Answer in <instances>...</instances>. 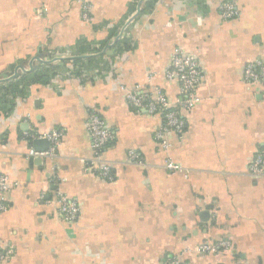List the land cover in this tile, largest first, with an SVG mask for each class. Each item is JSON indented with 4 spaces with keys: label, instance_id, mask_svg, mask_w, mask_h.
Listing matches in <instances>:
<instances>
[{
    "label": "crops",
    "instance_id": "obj_1",
    "mask_svg": "<svg viewBox=\"0 0 264 264\" xmlns=\"http://www.w3.org/2000/svg\"><path fill=\"white\" fill-rule=\"evenodd\" d=\"M224 1L91 0L85 20L78 0H0V172L11 180L0 209L11 255L0 264H264V175L250 173L264 149V79L245 78L264 62V0H234L231 19ZM177 47L203 72L199 100L182 110V134L157 140L162 116L136 111L127 93L180 99L165 76ZM57 50L68 57L40 61ZM31 61V83L4 79ZM91 112L114 135L103 155L112 180L84 168ZM56 130L54 155L30 154ZM169 158L184 170L166 169ZM62 194L80 206L73 222L59 213ZM226 240V251H200Z\"/></svg>",
    "mask_w": 264,
    "mask_h": 264
},
{
    "label": "built area",
    "instance_id": "obj_2",
    "mask_svg": "<svg viewBox=\"0 0 264 264\" xmlns=\"http://www.w3.org/2000/svg\"><path fill=\"white\" fill-rule=\"evenodd\" d=\"M83 9V17L85 20L90 18L92 9L91 0H78ZM221 14L225 19H231L238 15V9L235 6L234 0H226L221 5ZM127 25L120 31V38L124 37ZM65 57V52L57 50L49 57H41L42 62H53L62 60ZM33 61L28 64H19L14 74L4 78L14 79L15 74H27L30 71ZM165 76L169 79H177L181 86V98L175 102L169 101L164 91L156 87L154 91L145 93L139 88L129 90L127 100L129 105L136 111L146 110L149 113L162 116L163 122L156 133L157 140H163L166 132L174 130L178 134H182L186 126V121L181 116L182 110H189L195 106L199 100L196 97L194 88L200 83L203 78V72L199 67L197 59L192 55H187L182 48L177 47L172 55L170 64L165 68ZM245 78L250 82L264 79V62L260 60L252 61L245 67ZM87 128L91 136L93 155L84 161L86 172L99 174L101 177L112 180V162L104 157L106 146L114 139V135L106 126L104 120L96 112H91L87 122ZM64 135L63 130H56L46 135L50 140V147L46 152H38L34 149L30 150L31 155L52 156L55 154L56 148ZM170 144L164 141L163 147L168 149ZM129 158L132 161L141 163V156L135 150H130ZM169 171H183L184 168L175 163L172 159H168L165 164ZM250 173L254 176L264 175V149L258 152L251 164ZM11 180L0 172V192L2 195L1 210H5L4 194L10 188ZM59 213L67 222H73L77 219L80 213V206L76 200L68 198L66 195H59ZM230 248L229 241H223L216 244H206L200 247L203 253H219ZM11 255L9 250L0 249V262L6 260Z\"/></svg>",
    "mask_w": 264,
    "mask_h": 264
},
{
    "label": "trees",
    "instance_id": "obj_3",
    "mask_svg": "<svg viewBox=\"0 0 264 264\" xmlns=\"http://www.w3.org/2000/svg\"><path fill=\"white\" fill-rule=\"evenodd\" d=\"M38 70H40V66L37 67L34 71H32V72H30V73H32V74H33V73H36V71H38ZM30 73L27 74L28 77H26V75H24L25 77L23 76V77L21 78V79H23V81H21L20 84L23 83L22 85L24 86V85H27L28 82H30V83L32 82L31 78H29V74H30Z\"/></svg>",
    "mask_w": 264,
    "mask_h": 264
},
{
    "label": "water",
    "instance_id": "obj_4",
    "mask_svg": "<svg viewBox=\"0 0 264 264\" xmlns=\"http://www.w3.org/2000/svg\"><path fill=\"white\" fill-rule=\"evenodd\" d=\"M37 59H38V58H37ZM32 69H33V65H31V69H30V71H31ZM15 76H17V74H15L14 77H15ZM40 142H41V143L46 142V143H47L46 148H47V149L49 148L50 145H49V141H48L47 139H44V140H38L37 143H40Z\"/></svg>",
    "mask_w": 264,
    "mask_h": 264
}]
</instances>
